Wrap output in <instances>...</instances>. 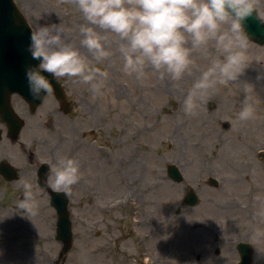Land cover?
<instances>
[{
  "label": "rangeland",
  "instance_id": "rangeland-1",
  "mask_svg": "<svg viewBox=\"0 0 264 264\" xmlns=\"http://www.w3.org/2000/svg\"><path fill=\"white\" fill-rule=\"evenodd\" d=\"M14 2L32 31L36 21L63 23L68 39L90 56L79 43L78 27L84 21L75 0ZM253 2L264 20V0ZM108 41L112 55L99 63L93 60L107 73L100 92L94 94L87 83L78 82L88 96L103 98L104 137L96 144L101 152L99 184L96 181V188L85 192L82 203H69L72 248L59 259L56 215L45 193L34 190L35 215L17 206L23 195L20 177L0 188V264H203L204 256L205 262L219 264L221 255L208 246L219 228L212 221L226 227L231 221V230L241 231V240L253 247L252 264H264V236L254 235L256 229H264V46L248 41L250 64L238 81L217 84L188 115L183 99L193 82L212 60L224 58L214 42L206 52L192 53L191 71L177 81L151 69L142 79L125 74L118 38L109 35ZM58 78L64 87L76 81ZM245 92L255 116L241 121L238 113ZM53 145L51 141L35 150L26 145L25 152L57 159L65 149ZM21 152L2 136L0 158ZM122 160L132 163L130 173H125ZM170 164L179 169L181 184L167 177ZM209 177L218 181L217 187L208 183ZM189 188L199 200L194 208L182 203ZM159 223L171 229L159 232ZM213 245L220 249L219 243Z\"/></svg>",
  "mask_w": 264,
  "mask_h": 264
},
{
  "label": "clouds",
  "instance_id": "clouds-1",
  "mask_svg": "<svg viewBox=\"0 0 264 264\" xmlns=\"http://www.w3.org/2000/svg\"><path fill=\"white\" fill-rule=\"evenodd\" d=\"M83 23L78 27L81 48L68 39L69 29L59 22L36 21L28 51L37 64L25 69L29 92L34 99L53 95L45 73L70 77L99 93L107 73L95 67L112 55L108 36L118 38L122 71L142 79L151 69L160 76L180 80L191 71L194 51L206 52L210 42L223 59H214L193 82L183 99V111L192 115L204 96L217 84L238 81L248 68V38L245 20L255 11L253 0H75ZM227 26V27H225ZM248 90L253 92L252 85ZM238 113L241 121L255 116L247 92ZM51 185L57 191H70L81 178L80 160L59 155L52 164ZM23 195L16 202L23 212L35 215L38 209L33 183L24 179ZM256 238L264 229H256Z\"/></svg>",
  "mask_w": 264,
  "mask_h": 264
},
{
  "label": "flooded vegetation",
  "instance_id": "flooded-vegetation-1",
  "mask_svg": "<svg viewBox=\"0 0 264 264\" xmlns=\"http://www.w3.org/2000/svg\"><path fill=\"white\" fill-rule=\"evenodd\" d=\"M60 84L63 89V98L46 95L37 110H32L30 105L20 98L11 100V107L23 120V127L18 134V139L13 140L12 133L0 121V124L3 125L0 140L3 136L10 145L17 144L22 151V155L19 153L5 155L1 157L3 159L0 160V164L3 162L10 164L12 160V163L15 164L11 163L10 165L15 168L17 176L14 181H18L20 177L23 180H30L34 185V190L45 193L49 205V191H57L52 187L50 179L51 165L54 164L56 158L54 157L51 160L45 156L47 154L39 151L26 153L25 146H34L33 150H35L54 141V149L62 150L64 148L63 155L74 156L80 160L81 164L80 180L72 186L70 191L65 192L69 207L71 202L82 203L85 192L88 193L91 187L96 188V181L99 184L98 173L101 152L96 144L99 140L103 141L104 137V109L102 105L103 98L97 96L93 99V97L88 96L77 81L67 83L65 87L61 81ZM24 129L28 133L27 135L23 134ZM44 163L49 165V170L46 184L42 186L43 179L41 176L44 173L41 172L40 174V171ZM11 182L4 179L0 174V188H7L12 185ZM212 223L219 227L213 234L212 239L213 244H220V249L214 248L213 244H207L213 250L214 255H221L222 261L219 264H238L240 259L238 245L249 243L241 240L243 236L241 231L231 230L230 226L233 224L231 221H228L230 226L227 225V227L218 225L217 221H212ZM197 259L199 260L200 257L197 256ZM205 261L204 256L203 264H212Z\"/></svg>",
  "mask_w": 264,
  "mask_h": 264
},
{
  "label": "water",
  "instance_id": "water-1",
  "mask_svg": "<svg viewBox=\"0 0 264 264\" xmlns=\"http://www.w3.org/2000/svg\"><path fill=\"white\" fill-rule=\"evenodd\" d=\"M245 31L248 41L264 46V21L258 16L256 10L245 20ZM32 30L26 19L17 9L13 0H0V119L7 126L16 140L18 133L23 126V122L16 116L10 106V99L13 95H18L32 110L36 109L42 102V98L34 99L29 92L25 69L29 64H37L38 61L32 59L28 51L30 34ZM50 79L53 87V94L58 98H63V92L58 80L50 73H45ZM210 109L214 106L210 104ZM229 124L225 122L223 128L227 129ZM261 156L262 153H261ZM45 165L40 171L44 173L42 177L44 186L48 169ZM0 174L8 181L16 179L15 170L7 163L0 164ZM168 176L176 183L182 181L178 169L174 165L167 166ZM213 186H217L214 179H210ZM198 198L193 191H190L184 199V204L194 207ZM67 198L63 192L50 193V205L54 208L57 216L55 239L61 244L59 259L63 260L72 247V231L69 212L67 209ZM240 256L238 264H251L252 248L247 244H240L237 247Z\"/></svg>",
  "mask_w": 264,
  "mask_h": 264
},
{
  "label": "bare ground",
  "instance_id": "bare-ground-1",
  "mask_svg": "<svg viewBox=\"0 0 264 264\" xmlns=\"http://www.w3.org/2000/svg\"><path fill=\"white\" fill-rule=\"evenodd\" d=\"M129 162V163H128ZM122 163L125 164L124 166L126 167V171L125 173H130V171L132 170V163L130 164V160L127 161V160H122ZM122 204V202H121ZM159 232H168L169 229H171L169 226H166L165 224L163 223H159Z\"/></svg>",
  "mask_w": 264,
  "mask_h": 264
}]
</instances>
